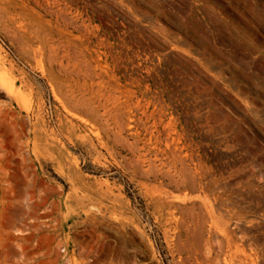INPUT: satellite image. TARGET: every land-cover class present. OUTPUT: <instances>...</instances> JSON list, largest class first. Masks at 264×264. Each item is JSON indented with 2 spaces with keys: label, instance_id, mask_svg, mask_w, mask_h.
<instances>
[{
  "label": "rangeland",
  "instance_id": "obj_1",
  "mask_svg": "<svg viewBox=\"0 0 264 264\" xmlns=\"http://www.w3.org/2000/svg\"><path fill=\"white\" fill-rule=\"evenodd\" d=\"M0 264H264V0H0Z\"/></svg>",
  "mask_w": 264,
  "mask_h": 264
},
{
  "label": "bare ground",
  "instance_id": "obj_2",
  "mask_svg": "<svg viewBox=\"0 0 264 264\" xmlns=\"http://www.w3.org/2000/svg\"><path fill=\"white\" fill-rule=\"evenodd\" d=\"M75 116V115H74Z\"/></svg>",
  "mask_w": 264,
  "mask_h": 264
}]
</instances>
